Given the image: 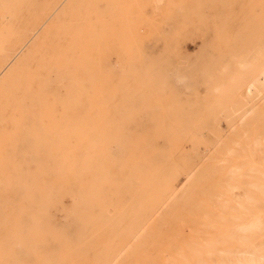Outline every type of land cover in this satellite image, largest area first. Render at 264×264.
<instances>
[{
    "label": "rangeland",
    "instance_id": "obj_1",
    "mask_svg": "<svg viewBox=\"0 0 264 264\" xmlns=\"http://www.w3.org/2000/svg\"><path fill=\"white\" fill-rule=\"evenodd\" d=\"M58 1L0 0V53ZM66 4L35 38L27 108H0V264H117L163 219L189 235L197 184L220 207L231 171L263 175L264 0ZM256 248L264 231L207 258Z\"/></svg>",
    "mask_w": 264,
    "mask_h": 264
},
{
    "label": "bare ground",
    "instance_id": "obj_2",
    "mask_svg": "<svg viewBox=\"0 0 264 264\" xmlns=\"http://www.w3.org/2000/svg\"><path fill=\"white\" fill-rule=\"evenodd\" d=\"M57 2L59 1L57 0ZM68 2L69 0H61L59 4L55 5L52 13L49 14L47 18L42 19V21L36 22L33 25H28V27H26L21 33L20 39L15 44V46L13 42L12 48L5 49V47L3 46L4 48L2 49L4 50V53H0V108H5L9 111H13L17 108H27L26 100L29 97V86H27V83L25 82L24 71L33 56L38 52L40 48V41L34 42L35 38L43 30H46V33L48 32L49 27L47 28L45 27V25L52 17V15L56 13V11L61 8L62 10L65 7L67 8L68 6L66 3ZM25 47H27L29 51L21 55L20 52ZM262 74L264 76V69ZM4 120L6 119H3V117L0 118V121ZM262 160H264V157L259 156V158L257 157L253 159V162ZM244 165H246L247 167L251 166L249 162H246ZM241 169L242 168H239L238 170ZM248 171L252 172L253 167L248 168ZM231 172L229 173L230 175L225 178V180H227L228 177L230 179V182L228 184V192L225 194L224 198L228 203L220 207L210 204V200L212 199L211 197H213L211 195L212 189L210 187L207 189L201 188V185L197 184L196 190L199 191V195L204 197L201 198L202 203L200 205H197V211L194 214L195 218L189 221L191 222V230L189 229V235H185V233L187 232H183V222H163L165 221V219H163L162 221H160L161 224L165 223V225L167 224V226L161 227V225H159L158 229L148 230V235L140 239L137 244L132 247L131 250H129L126 256L122 258V260H119L117 264H139L138 260H140L139 258H141L139 251L143 249H149V255L146 256L145 259L143 258L144 261L142 264H210L209 259L207 258V254L214 251V247L217 243H231L236 239H243L244 241H246L249 238H256L261 231H264V220H254V218L253 221L250 220L247 223L244 219L239 220V218H248L251 215H255L257 217V214H260L261 212L264 213V171H262L263 175H260L261 173H258L257 175L249 172ZM247 175H253L254 179L248 180L246 178ZM203 182L205 183V181ZM208 183L206 182V184ZM237 189L245 190L246 194L243 198L237 197V194L235 193V190ZM215 195H217V193ZM198 198L199 197L197 196L195 197V199ZM234 200L236 201V203H229ZM201 201L196 202L199 203ZM203 216H208L210 218L209 220L205 221L206 218H203V220L201 219V217ZM215 216H217L218 218H215ZM188 220L190 219H187V221ZM199 225L214 228V233L211 234L210 232L200 240L199 235H197L199 233V229L197 226ZM117 246H114L113 244L111 246H108L103 261L109 258V256L111 255L110 253L113 254L120 250L121 245L118 247ZM232 253L234 252L229 249L225 253L221 254L220 264H229V259H232L231 255H233L234 258V264H260L262 260H264V251L261 248H256L251 251L244 250L234 254Z\"/></svg>",
    "mask_w": 264,
    "mask_h": 264
}]
</instances>
